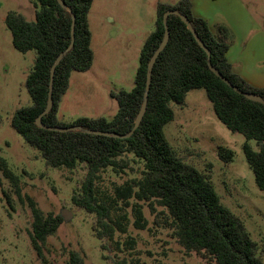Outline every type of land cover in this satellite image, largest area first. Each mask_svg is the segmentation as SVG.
<instances>
[{
    "label": "trees",
    "instance_id": "obj_1",
    "mask_svg": "<svg viewBox=\"0 0 264 264\" xmlns=\"http://www.w3.org/2000/svg\"><path fill=\"white\" fill-rule=\"evenodd\" d=\"M63 1L72 12L58 0H37L34 20L27 19L18 11H9L6 15L5 22L12 32L15 48L21 52L36 51L35 63L26 77L32 104L15 111L12 126L27 143L40 150L48 166L75 169L80 163L88 165V172L80 188L74 191L72 201L96 215L95 236L113 239L116 229L127 232L122 221L129 218L125 212L114 220L115 208L126 211L131 207L135 227L146 229L148 219L141 202H147L153 210L157 205L163 208L156 222L161 220L186 252L195 251L218 264H264L258 243L243 220L222 202L205 173L177 154L165 133V126L175 118L172 105H184L192 89H205L218 118L230 130L245 136L243 150L246 160L254 172L257 186L264 190V104L239 94L211 70L206 51L179 15L168 16L170 39L154 65L148 105L139 127L127 138L85 131L127 134L132 130L144 101L148 64L165 36L164 14L168 10H179L188 16L211 50V64L232 84L264 98V87L250 84L229 61L230 46L226 41L230 35L229 28L220 25L221 35H217L205 18L195 14L193 0L160 2L155 29L141 50L134 88L111 94L118 102L114 117L81 116L66 123L59 118V110L69 90L71 74L91 69L95 53L89 22L93 0ZM73 15L76 17L74 46L56 67L54 104L43 116V123L52 127L81 126L84 130H48L37 125V118L47 106L52 65L72 42ZM253 140L257 149L251 143ZM218 151L225 162L235 158L230 148L220 146ZM132 161L143 162L141 177L116 186L114 196L99 197L97 183L100 173L107 168L123 171ZM0 170L18 191V175L2 156ZM30 206L33 213L31 241L42 255V245L57 232L64 218L60 214H45L33 199H30ZM130 241L134 243V239L130 238ZM102 247L107 248L106 244ZM42 258L44 264H51L43 255ZM67 264H85L84 256L77 250H71ZM113 264L139 263L121 258L114 259Z\"/></svg>",
    "mask_w": 264,
    "mask_h": 264
},
{
    "label": "rangeland",
    "instance_id": "obj_2",
    "mask_svg": "<svg viewBox=\"0 0 264 264\" xmlns=\"http://www.w3.org/2000/svg\"><path fill=\"white\" fill-rule=\"evenodd\" d=\"M178 1L93 0L89 22L95 59L88 71L72 72L69 90L60 104L59 118L63 122L71 123L81 116L114 117L118 102L111 94L134 88L142 47L155 29L158 4ZM36 3L37 0H0V156L18 175L20 188L16 191L0 170V264H44L42 255L51 264H67L71 250L79 251L85 264H113L114 259L121 258L139 264H218L195 251L186 252L163 222H156L163 209L157 204L153 210L149 203L141 202L148 219L146 229L135 227L131 207L126 211L115 208L114 220L126 212L129 219L122 222L127 232L116 229L113 239L96 237V215L72 201L88 165L80 163L75 169L48 166L40 150L12 126L15 111L32 104L26 77L35 63L36 51L15 48L5 19L9 11H18L34 20ZM193 4L197 15L205 18L217 35H221L220 25L232 26L235 30L229 28L226 41L236 57L249 60V40L256 35L251 20L264 30V0H193ZM172 106L175 118L165 126L168 140L179 156L205 173L222 202L243 220L264 260V190L257 186L246 160L245 136L230 130L218 118L205 89L190 90L184 105ZM251 143L257 149L256 141ZM220 146L234 151L233 161L221 159ZM143 168V162L132 161L128 169L120 172L103 170L97 183L99 197L114 196L116 186L141 177ZM30 199L45 214L61 215L63 210L72 213L47 238L42 255L31 241Z\"/></svg>",
    "mask_w": 264,
    "mask_h": 264
},
{
    "label": "water",
    "instance_id": "obj_3",
    "mask_svg": "<svg viewBox=\"0 0 264 264\" xmlns=\"http://www.w3.org/2000/svg\"><path fill=\"white\" fill-rule=\"evenodd\" d=\"M60 2V4L67 10H69L70 12H72V10L66 5V3L63 0H58ZM170 14H177L181 17V19L186 23L188 29L194 34L197 42L200 44V46L206 51L207 55H208V59H209V66L211 68V70L218 75L223 81H225L229 86H231L236 92H238L241 95H244L246 98L260 102L262 104H264V98L257 94V93H253V92H247L244 91L242 89H240L239 87H237L236 85L232 84L231 81L224 76L216 67H214L211 62H210V57H211V50L209 49V47L204 43V41L200 38V36L198 35V33L196 32L192 22L190 21V19L188 18V16H186L185 14H183L182 12H180L179 10H168L165 14H164V24H165V36L161 42V44L159 45V47L156 49V51L154 52L149 64H148V70H147V82H146V89H145V94H144V101L143 104L141 106V109L135 119V124L134 127L132 128V130L127 133V134H118L116 132H110V131H102V130H90V129H86L85 131H87L88 133H93V134H97V135H106V136H113L116 138H127L130 137L134 131L139 127L144 114L146 112L147 109V105H148V98H149V91L151 88V82H152V72H153V68L154 65L160 55V53L165 49L166 45L169 42L170 39V29L168 26V16ZM75 28H76V17L75 15H73V22H72V42L71 44L68 46V48L61 52L57 59L55 60L54 64L52 65L51 68V80H50V89H49V96H48V102H47V106L45 108V110L38 116L37 118V125L41 128H45L48 130H56V131H75V130H84L81 126H69V127H52V126H47L46 124L43 123V116L47 113L50 112V110L53 107L54 104V100H53V89H54V76H55V72H56V67L57 65L61 62V60L63 59V57L65 56V54L67 52H69L73 46H74V42H75ZM61 215L63 216L65 221H68L71 216L72 213L70 211H66L63 210L61 212Z\"/></svg>",
    "mask_w": 264,
    "mask_h": 264
},
{
    "label": "crops",
    "instance_id": "obj_4",
    "mask_svg": "<svg viewBox=\"0 0 264 264\" xmlns=\"http://www.w3.org/2000/svg\"><path fill=\"white\" fill-rule=\"evenodd\" d=\"M194 8L193 4V10L197 14ZM210 26L213 29L211 24ZM228 26L233 31L234 28L230 25ZM251 26H254L256 35L249 40V60L244 61L236 57L233 53V47L229 48L228 58L234 70L250 84L256 87H264V30L259 28L254 19L251 20Z\"/></svg>",
    "mask_w": 264,
    "mask_h": 264
}]
</instances>
